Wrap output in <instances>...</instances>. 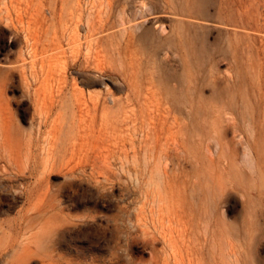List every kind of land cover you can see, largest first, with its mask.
Returning a JSON list of instances; mask_svg holds the SVG:
<instances>
[{
  "label": "rangeland",
  "instance_id": "374dc122",
  "mask_svg": "<svg viewBox=\"0 0 264 264\" xmlns=\"http://www.w3.org/2000/svg\"><path fill=\"white\" fill-rule=\"evenodd\" d=\"M262 35L264 0H0V264H197L218 216L264 257Z\"/></svg>",
  "mask_w": 264,
  "mask_h": 264
},
{
  "label": "bare ground",
  "instance_id": "6f19581e",
  "mask_svg": "<svg viewBox=\"0 0 264 264\" xmlns=\"http://www.w3.org/2000/svg\"><path fill=\"white\" fill-rule=\"evenodd\" d=\"M193 2H191L190 4H192ZM199 4L201 5V1H199ZM153 7V5H152ZM151 7V8H152ZM262 9V8H261ZM145 13V12H144ZM138 14V13H137ZM158 14V13H157ZM156 15V14H155ZM136 16V15H135ZM147 17V16H146ZM107 18V17H106ZM139 18V17H138ZM137 18V19H138ZM110 19V18H109ZM134 19V18H133ZM108 20V19H107ZM125 20V19H124ZM132 20V19H131ZM139 20V19H138ZM255 20V19H254ZM262 20V19H261ZM135 21V19H134ZM106 22V21H105ZM104 22V23H105ZM129 22V21H128ZM127 22V24H128ZM132 22V21H130ZM136 22V21H135ZM82 24V23H81ZM173 26V25H172ZM258 28V27H257ZM87 32V31H86ZM256 36V35H255ZM262 37H264L262 35ZM258 39V38H257ZM261 39V37H260ZM258 39V40H260ZM255 40V39H254ZM179 47H181L179 45ZM183 47V46H182ZM183 50V48H182ZM180 51V50H178ZM185 52V51H184ZM167 53V52H166ZM168 55V54H167ZM163 58V57H162ZM166 58V56H165ZM168 58V57H167ZM181 58V57H180ZM173 59V58H171ZM182 59V58H181ZM178 60V59H177ZM180 60V59H179ZM171 61V60H169ZM165 61H163L164 63ZM187 63V62H186ZM166 64V63H165ZM164 64V65H165ZM169 64V63H168ZM188 64V63H187ZM163 65V64H162ZM168 66V65H167ZM169 66H171L169 64ZM181 66V65H180ZM188 66V65H187ZM205 66V65H204ZM173 67V66H172ZM167 69V68H166ZM173 68H171L172 70ZM164 70V68H163ZM177 70V69H176ZM182 70V69H181ZM178 71V70H177ZM150 73V72H149ZM177 73V72H176ZM180 73V71H179ZM169 74V73H168ZM151 77V75H150ZM199 79V78H198ZM249 82V81H248ZM200 89V88H198ZM137 101V100H135ZM156 101V100H155ZM111 102V101H110ZM128 106V105H127ZM141 108V107H140ZM193 110V109H192ZM148 112V111H147ZM167 113V112H166ZM157 114V113H156ZM173 115V114H172ZM193 115V114H192ZM193 117V116H192ZM194 118V117H193ZM171 119V118H170ZM184 119V118H183ZM167 121V119H166ZM140 122V121H139ZM138 122V123H139ZM143 124V123H142ZM240 123H233V127H234V131H240L241 132V128L239 126ZM252 130L255 131L257 130V123L256 121H252ZM184 124H179V128L180 130H183ZM168 126V125H167ZM250 126V124L248 125ZM264 126V123H263ZM159 127V126H157ZM167 129V128H166ZM264 129V128H263ZM239 132V133H240ZM166 134V133H165ZM228 134V133H227ZM139 135V134H138ZM175 136V135H174ZM230 136V135H228ZM179 137V136H178ZM181 139V138H180ZM214 149V148H212ZM171 151V150H170ZM263 191V190H262ZM256 191H253L252 194H254ZM261 195H264L261 193ZM260 198V197H259ZM261 201V200H260ZM249 204V211L247 214V217L244 221H243V225L245 226L246 230L248 231V233H252V239L256 238L258 240V242H263V236H264V229L261 227L259 233L257 234L258 231V223L256 222V220L253 218L252 216V212L251 209L253 207V203L250 204V202H247ZM264 204V203H263ZM206 207H208V205L206 204ZM221 223L222 221L220 220V216L215 217V221H214V228L212 229V233L210 235L209 238H204L203 242H201L200 246L192 249V255L194 256L197 264H264V257H261L260 253L258 255V257H256L254 254V250L252 249H245V248H240L239 246L230 244L229 246H217L216 243V239L218 238V232H220L221 229ZM175 231V230H174ZM212 243L210 246H206L205 242H209ZM181 242V241H180ZM262 244V243H261ZM185 249V248H184ZM186 251V250H185ZM48 259L46 260L45 264H54V257L50 254L47 255ZM167 260V259H166ZM22 262V261H20ZM16 263V261H11L10 264H20Z\"/></svg>",
  "mask_w": 264,
  "mask_h": 264
}]
</instances>
